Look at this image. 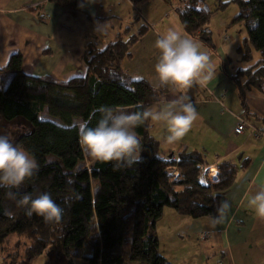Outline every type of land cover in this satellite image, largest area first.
<instances>
[{
	"label": "trees",
	"instance_id": "16d2710c",
	"mask_svg": "<svg viewBox=\"0 0 264 264\" xmlns=\"http://www.w3.org/2000/svg\"><path fill=\"white\" fill-rule=\"evenodd\" d=\"M48 1L71 10L77 9L79 2ZM130 1L133 5L139 2ZM235 2L243 8L235 22H243L246 35L237 48L240 62L253 63L255 56L258 59L233 78L243 97L238 85L242 80L246 88L264 92V0ZM202 4L203 0H187L175 13L185 34L210 45L207 26L211 12H203ZM223 7L219 5V9ZM137 40L118 39L104 49L89 46L82 55L86 72L65 82L25 73L17 53L2 70L11 78L5 87L0 86V122L22 119L29 125L30 130L24 127L23 133L14 135V143L32 153L40 165L18 189L0 188V250L10 236L24 240L19 264H30L46 252L63 264L76 260L89 264H170L160 255L154 232L164 208L193 220L218 217L222 195L232 186L236 168L220 162L217 182L200 184V169L205 165L202 154L182 152L174 159L168 158L169 154L163 156L159 142L149 134V120L135 129L141 143L140 163L114 167L113 162L94 160L89 168L84 165L87 154L79 142L75 121L94 126L100 106L142 111L166 93L165 88L154 92L147 82L122 72L121 62L130 58L129 51ZM43 112L58 123L41 120ZM69 178L72 184L67 182ZM9 191L17 193L16 199L26 192L33 198L48 192L65 209L64 214L58 223H46L36 214L29 217L9 198ZM70 194L78 198L65 204ZM197 240L204 241L198 236ZM85 245L90 257L85 256Z\"/></svg>",
	"mask_w": 264,
	"mask_h": 264
},
{
	"label": "crops",
	"instance_id": "0c3cea01",
	"mask_svg": "<svg viewBox=\"0 0 264 264\" xmlns=\"http://www.w3.org/2000/svg\"><path fill=\"white\" fill-rule=\"evenodd\" d=\"M78 1L77 9L71 10L48 0H0V86L5 87L11 78L2 70L13 54L21 55L25 73L65 82L84 75L87 68L82 55L89 46L104 49L115 40L133 37L138 40L129 51L130 58L121 62V70L151 86L158 57L156 39L169 28L185 34L177 15L171 14L177 5L173 9L174 3L168 0H139L136 5L130 0ZM136 10L152 27L143 25ZM192 39L199 45L198 39ZM240 44L226 46L222 39L201 50L209 55L214 75L205 85L195 84L186 93L198 116L183 138L168 142L166 125L149 120V134L159 142L163 156L169 154L168 158L174 159L182 152L202 154L205 165L200 169V184L217 182L220 162L237 170L232 186L221 198V204L227 201L229 208L221 212V205L217 218L193 220L166 212L169 222L165 225L173 230L168 240L177 255L188 254L181 264H264V219L247 205V196L264 184V138L233 133L237 118L245 116L264 129V92L246 88L242 80L238 84L243 93L240 97L233 78L258 60L255 56L253 63H241L237 52ZM165 89V95L153 106L175 99V94ZM245 161L248 163L241 166ZM209 168L214 172L208 177ZM200 232H208L202 242L197 240ZM160 255L165 258L164 251Z\"/></svg>",
	"mask_w": 264,
	"mask_h": 264
},
{
	"label": "clouds",
	"instance_id": "9594fccd",
	"mask_svg": "<svg viewBox=\"0 0 264 264\" xmlns=\"http://www.w3.org/2000/svg\"><path fill=\"white\" fill-rule=\"evenodd\" d=\"M155 48L158 57L151 86L154 92L162 88L170 89L175 99L162 106L136 112L110 106L97 108L99 117L94 126H89L87 122L78 125L79 142L89 158L113 162L114 167H131L140 163L141 143L135 129L145 120L153 124L163 122L168 142L179 141L191 129L198 113L186 93L193 85L203 86L212 79L214 71L209 55L200 50L195 40L174 28L159 35ZM39 167L32 153L16 145L10 135L0 134V188L18 189L38 172ZM67 182L72 184V178ZM7 195L25 209L27 216L36 214L46 223H58L65 211L48 192H41L35 198L27 192L19 199H16V192L9 191ZM74 198L78 195H67L65 204ZM247 205L258 218L264 219V184L247 196ZM228 208L229 204L225 201L220 211L226 212Z\"/></svg>",
	"mask_w": 264,
	"mask_h": 264
},
{
	"label": "rangeland",
	"instance_id": "374dc122",
	"mask_svg": "<svg viewBox=\"0 0 264 264\" xmlns=\"http://www.w3.org/2000/svg\"><path fill=\"white\" fill-rule=\"evenodd\" d=\"M235 1L236 0H203L204 4L202 5L207 7V9L211 12L207 30L210 33L211 42H214L215 45L221 42L222 39H224L225 45L227 44L226 46H234L235 44H240L241 41L246 36L243 22L242 21L235 22L237 17H239L240 13L243 11V8H241L238 5V3ZM240 1L245 2L247 0H240ZM168 2H170V4L171 2L174 3L172 6L173 9L175 8V5H177L176 9L180 6L179 0H168ZM220 4L224 5V7L219 9ZM202 5H200L201 9L203 8ZM137 9H140L139 3L137 4ZM171 14L172 16H175L176 18V14L174 11ZM135 15L139 16L138 18L141 20L143 25L147 27H152L151 23L145 21L144 18L141 15H139L138 10H136ZM136 27H135V30H136ZM198 42H199L200 50H207L211 46V44L207 45L201 42L200 40H198ZM40 119L50 120V121H54L58 123L56 120L49 118L46 112L42 113V115L40 116ZM80 123L81 121H75V124L77 126ZM24 127L30 130L29 125L22 119H16L11 122L2 121L0 122V134H8L12 137L14 141V138H13L14 135L23 133ZM93 161H94L93 159L87 156L84 161V165L86 166V168H89L90 162H93ZM175 173L176 172H174L173 174ZM177 175L178 174L176 173L175 176ZM168 211L171 212L172 210L168 208L163 209L162 216L156 222V225H155L156 227L154 229L156 238L158 237L157 241H158L159 253L164 251L165 258L169 263L172 261V263L174 264H181L183 263L184 259L188 257V254L180 253L177 255L178 253L177 249L172 247V244L168 240L169 239L168 237L170 235V230H172L168 225H165V222L167 223L169 222L167 219L168 216L166 215V212ZM162 224L165 226H160ZM186 238L187 237H185V239ZM199 242H202V241H199ZM25 246H26V242L24 240H18L16 237L10 236L7 239L6 243L3 245V249L0 250V264H19L23 256ZM84 253L86 257L91 256L90 249L87 245L84 246ZM175 255H177L176 260H174L173 258ZM60 263L63 264L61 261L59 262L55 261L53 256L46 252L42 256H39L38 258H36L30 264H60ZM74 264H89V263L76 260L74 261ZM125 264H144V263H128L127 262Z\"/></svg>",
	"mask_w": 264,
	"mask_h": 264
},
{
	"label": "built area",
	"instance_id": "2783aa9c",
	"mask_svg": "<svg viewBox=\"0 0 264 264\" xmlns=\"http://www.w3.org/2000/svg\"><path fill=\"white\" fill-rule=\"evenodd\" d=\"M187 0H179L180 5L186 4ZM244 132H248L255 139L263 137L264 138V129L259 127V125L246 117H238L236 120V126L233 130L235 135H241ZM210 169V168H209ZM208 169V177L210 176V170ZM176 175V173L174 174ZM208 237V232H200L198 238L200 240H205Z\"/></svg>",
	"mask_w": 264,
	"mask_h": 264
},
{
	"label": "water",
	"instance_id": "95a60500",
	"mask_svg": "<svg viewBox=\"0 0 264 264\" xmlns=\"http://www.w3.org/2000/svg\"><path fill=\"white\" fill-rule=\"evenodd\" d=\"M199 3H201V0H199ZM202 11H203V12H208L207 7L203 6Z\"/></svg>",
	"mask_w": 264,
	"mask_h": 264
},
{
	"label": "bare ground",
	"instance_id": "6f19581e",
	"mask_svg": "<svg viewBox=\"0 0 264 264\" xmlns=\"http://www.w3.org/2000/svg\"><path fill=\"white\" fill-rule=\"evenodd\" d=\"M213 172H214V171H212V170L210 169V175L213 174Z\"/></svg>",
	"mask_w": 264,
	"mask_h": 264
}]
</instances>
